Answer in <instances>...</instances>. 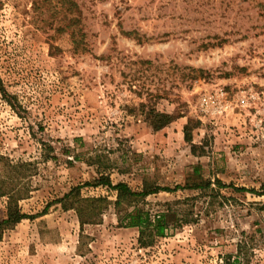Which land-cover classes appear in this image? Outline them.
<instances>
[{
    "label": "rangeland",
    "instance_id": "rangeland-1",
    "mask_svg": "<svg viewBox=\"0 0 264 264\" xmlns=\"http://www.w3.org/2000/svg\"><path fill=\"white\" fill-rule=\"evenodd\" d=\"M77 2L79 49L58 0H0V192L38 216L3 232L0 264H223L240 241L264 264V195L248 191L264 190V0ZM150 110L175 120L154 131ZM197 167L233 188L149 196L152 211L190 219L149 248L113 209L81 228L53 204L103 175L140 191L199 181Z\"/></svg>",
    "mask_w": 264,
    "mask_h": 264
},
{
    "label": "trees",
    "instance_id": "trees-1",
    "mask_svg": "<svg viewBox=\"0 0 264 264\" xmlns=\"http://www.w3.org/2000/svg\"><path fill=\"white\" fill-rule=\"evenodd\" d=\"M52 1L44 0V6L51 5ZM58 3L65 12L69 10V12L74 13V16L70 18L67 13H64L63 28H71L70 36L76 49L84 48L86 45V34L83 31L82 24L84 15L79 3L77 0H58ZM148 115L150 126L154 131L164 129L175 120L174 116L167 113H159L155 110L148 111ZM184 134L186 141L191 142L192 133L189 124L185 126ZM195 173L199 177V181H189L184 185H176L174 188L155 185L144 179L143 187L140 191L134 190L128 183L123 181L113 183L109 176L103 175L94 184L86 183L82 186L73 187L63 197L54 201L53 204H61L64 210H74L78 216L81 228L87 224L101 223L100 217L106 211L113 209L118 219L117 226L119 228H137L139 232L137 239L139 247L149 248L154 245L157 239L166 237L171 228L190 222V219L185 218V213L180 214L176 209H172L170 204H166V209L158 212L147 208L149 203L146 199L149 196L160 192L173 193L187 189L204 191L211 188L213 184H216L219 188H233L231 184L226 185L218 178L215 179L214 183L211 180H204L198 167L195 169ZM83 186L106 187L108 191L116 194V199L111 201L106 196L83 197L81 194ZM235 190L247 191L245 188H236ZM248 191L257 195H264V190L259 192L255 189H250ZM0 196L8 197L7 217L0 221L1 240L4 231L12 229L25 219H34L38 216H30L23 213L19 206V200L22 197L16 196L12 192H0ZM251 252L250 246L240 241L237 244V253L235 255H226L223 264H248Z\"/></svg>",
    "mask_w": 264,
    "mask_h": 264
},
{
    "label": "built area",
    "instance_id": "built-area-1",
    "mask_svg": "<svg viewBox=\"0 0 264 264\" xmlns=\"http://www.w3.org/2000/svg\"><path fill=\"white\" fill-rule=\"evenodd\" d=\"M216 99H214L213 97H205L203 102L206 104V105H209V103H212V104H216Z\"/></svg>",
    "mask_w": 264,
    "mask_h": 264
}]
</instances>
